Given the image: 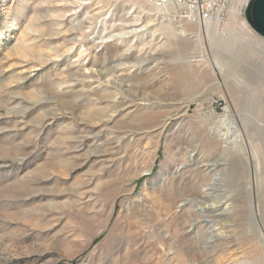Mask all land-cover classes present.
Instances as JSON below:
<instances>
[{
	"label": "rangeland",
	"instance_id": "374dc122",
	"mask_svg": "<svg viewBox=\"0 0 264 264\" xmlns=\"http://www.w3.org/2000/svg\"><path fill=\"white\" fill-rule=\"evenodd\" d=\"M248 1L207 32L140 0H0V264H264V38ZM123 99L144 104L124 117ZM190 197L225 201L227 225L194 222Z\"/></svg>",
	"mask_w": 264,
	"mask_h": 264
},
{
	"label": "bare ground",
	"instance_id": "6f19581e",
	"mask_svg": "<svg viewBox=\"0 0 264 264\" xmlns=\"http://www.w3.org/2000/svg\"><path fill=\"white\" fill-rule=\"evenodd\" d=\"M239 1L240 0H238L235 4H234V6H232L233 8H232V12H233V14H236V13H238V11H239ZM143 2H145L146 4H148V5H151V6H154L155 8H158V9H160V6L158 5V3H152V2H147V1H143ZM248 3V2H247ZM74 5V4H73ZM247 5V4H246ZM230 11H231V9H230ZM230 11H229V13H230ZM89 14V13H88ZM229 16V18H230V14L228 15ZM185 22H187L188 23V20H184ZM220 23H223V20H216V23L215 24H220ZM215 24L214 23H209V24H207L206 26H204V27H202V30H206L207 32L208 31H210V29L213 27V26H215ZM131 25H135V24H131ZM125 26H127V25H124V27L123 28H125ZM207 28V29H206ZM143 31V30H142ZM128 32H132V31H125V32H123V33H121V36H122V38L123 37H126V34L128 33ZM181 32H185V29H182L181 30ZM153 58V57H152ZM151 58V60H153ZM150 62V61H149ZM137 65V64H136ZM117 71V73H118V75L119 76H121V80H126L125 79V75L121 72L122 70L121 69H118V70H116ZM96 75H99L96 71H92L88 76H96ZM99 80H101V79H99ZM83 82V81H82ZM107 82H109V81H107ZM122 82V81H121ZM80 83V82H79ZM78 83V84H79ZM100 84H103V82H101L100 81ZM121 99H122V97H121ZM142 100V99H141ZM143 102V101H142ZM142 102H140V101H136V100H128V99H123V100H121V109H120V111H118V113L117 114H119V112H121L120 114H123V112H125L126 111V113L124 114V117H125V115H126V117H128V116H132L133 114H134V112L136 111V108L138 107V105H140V104H144V103H142ZM149 102V101H148ZM119 110V109H118ZM116 114V115H117ZM173 114V113H172ZM116 115H113V114H111V115H109L108 117H107V119L106 118H104V119H99V120H95L94 121V123L95 124H98L100 121L102 122V121H104V122H112L114 119H115V116ZM175 116V115H174ZM172 117H167V115H166V117L161 121V123H159V124H156V125H154V127H156L157 129L158 128H161L162 130H164L165 128H166V126H168L167 124H168V119H171ZM175 119V118H174ZM94 124V125H95ZM140 129V131H139V134H149L150 132H152V130L154 129H152V126H150V127H145V128H143V129H141V128H139ZM138 131H136V133H137ZM92 137H94V138H98L99 137V134H93V135H85V136H83V139H88V138H92ZM98 140V139H97ZM103 142H99V145L100 144H102ZM95 153L96 152H98V151H94ZM107 153V152H106ZM103 155V154H102ZM98 156H99V153H98ZM102 161V160H101ZM196 160H195V158H194V156L193 157H190V159H189V163H188V165H193V163L195 162ZM219 165H220V163H219V161L218 160H212V159H205L202 163H201V166H202V168H203V170L204 171H207V172H209V171H216V169L219 167ZM198 168V167H197ZM196 168V169H197ZM192 169V168H191ZM195 169V168H194ZM212 179V181L214 180V182L213 183H209V184H211V186H209L210 187V189L209 190H213V191H215V190H217L218 189V182H217V179H215V175H214V177L213 178H211ZM219 191V190H218ZM200 193V192H199ZM203 194V193H202ZM204 196H206V197H208V196H211L212 195V192H205L204 194H203ZM213 197V196H212ZM215 197V196H214ZM194 202H196V203H198V209H199V212L200 213H206L204 216H202L201 218H198V219H196V221H194V222H196L197 224H200V223H204V224H206L208 227H210V228H212L213 227V222H221V221H223L224 219H222L221 217H227L228 219L232 216V213L230 212V211H233V210H231L230 209V206H224L225 205V201H218V202H215V203H212V202H209V203H206L205 204V202H201V201H199L197 198H195V197H190V198H184V201H183V203H181L179 206L181 207V210L183 209L182 207H184V206H187V205H189V204H191V203H194ZM209 214H208V213ZM221 224H222V226L224 225H227V223H223V222H221ZM192 225H194V224H192ZM215 226V225H214ZM215 229V228H214ZM212 230V229H211ZM214 231V230H213ZM219 237H221V235L219 234V233H212V238H215V240H214V242L213 243H215V241H216V239H218ZM231 236H228V238L225 240L226 242H228L229 241V243H232L233 242V240H228L229 238H230ZM224 238V237H223ZM219 242V241H218ZM212 243V242H211ZM233 244V243H232Z\"/></svg>",
	"mask_w": 264,
	"mask_h": 264
},
{
	"label": "built area",
	"instance_id": "2783aa9c",
	"mask_svg": "<svg viewBox=\"0 0 264 264\" xmlns=\"http://www.w3.org/2000/svg\"><path fill=\"white\" fill-rule=\"evenodd\" d=\"M158 3L161 10L174 9L169 16L175 20H188L189 24L204 27L216 20H227L235 0H140Z\"/></svg>",
	"mask_w": 264,
	"mask_h": 264
},
{
	"label": "water",
	"instance_id": "95a60500",
	"mask_svg": "<svg viewBox=\"0 0 264 264\" xmlns=\"http://www.w3.org/2000/svg\"><path fill=\"white\" fill-rule=\"evenodd\" d=\"M245 17L252 29L264 38V0H249Z\"/></svg>",
	"mask_w": 264,
	"mask_h": 264
}]
</instances>
